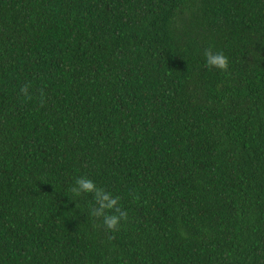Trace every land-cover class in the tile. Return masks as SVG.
I'll use <instances>...</instances> for the list:
<instances>
[{
    "label": "trees",
    "instance_id": "1",
    "mask_svg": "<svg viewBox=\"0 0 264 264\" xmlns=\"http://www.w3.org/2000/svg\"><path fill=\"white\" fill-rule=\"evenodd\" d=\"M0 264H264V0H0Z\"/></svg>",
    "mask_w": 264,
    "mask_h": 264
},
{
    "label": "clouds",
    "instance_id": "2",
    "mask_svg": "<svg viewBox=\"0 0 264 264\" xmlns=\"http://www.w3.org/2000/svg\"><path fill=\"white\" fill-rule=\"evenodd\" d=\"M203 56L205 66L210 69H216L221 72H227L229 66L228 57L222 51H213L212 48L204 49ZM30 85L25 84L20 88V93L26 97L29 93ZM40 104H44V93L40 92ZM68 191L74 197H80L82 194L92 193L96 207H91L89 215L97 220L102 219V226L110 232L118 231L121 222L126 221L128 213L119 207V196H114L111 192L105 191L97 186L94 180L87 175L77 176L74 182L69 186Z\"/></svg>",
    "mask_w": 264,
    "mask_h": 264
}]
</instances>
